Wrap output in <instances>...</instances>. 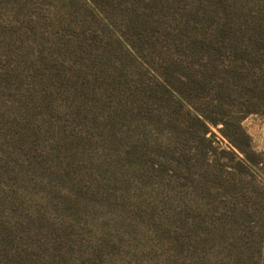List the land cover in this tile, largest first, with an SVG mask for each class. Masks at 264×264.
Instances as JSON below:
<instances>
[{"label": "rangeland", "instance_id": "1", "mask_svg": "<svg viewBox=\"0 0 264 264\" xmlns=\"http://www.w3.org/2000/svg\"><path fill=\"white\" fill-rule=\"evenodd\" d=\"M0 264H264V0H0Z\"/></svg>", "mask_w": 264, "mask_h": 264}, {"label": "trees", "instance_id": "2", "mask_svg": "<svg viewBox=\"0 0 264 264\" xmlns=\"http://www.w3.org/2000/svg\"><path fill=\"white\" fill-rule=\"evenodd\" d=\"M248 113H251V112H248ZM248 113H242V114H240L239 115V117L237 118V120H236V122H237V124H236V127H235V132L237 133V134H239V136H243L244 137V139L245 140H247V136L246 135H244V133H243V131L241 130V128H240V126H239V123H240V121H241V119H242V117H244V116H246ZM196 119L199 121V122H201V124L204 126V128L205 129H207L206 128V124H211V125H213V126H217L218 124H221L222 125V128H220V130H219V132L224 136V137H226L228 140H230L231 142V144L234 146V148H236L238 151H240V152H242V150L239 148V146L233 141V137H234V134H232L233 136L231 137V136H229V135H227L226 133H225V127L227 126V122L224 120V119H216V118H209V117H207V116H204V115H202V114H197L196 115Z\"/></svg>", "mask_w": 264, "mask_h": 264}]
</instances>
